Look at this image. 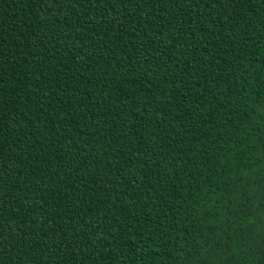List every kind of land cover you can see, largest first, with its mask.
I'll list each match as a JSON object with an SVG mask.
<instances>
[{"label": "trees", "instance_id": "16d2710c", "mask_svg": "<svg viewBox=\"0 0 264 264\" xmlns=\"http://www.w3.org/2000/svg\"><path fill=\"white\" fill-rule=\"evenodd\" d=\"M0 264H264V0H0Z\"/></svg>", "mask_w": 264, "mask_h": 264}]
</instances>
